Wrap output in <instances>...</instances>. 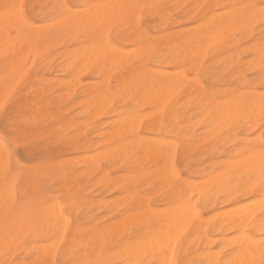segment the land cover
<instances>
[{
    "label": "bare ground",
    "instance_id": "6f19581e",
    "mask_svg": "<svg viewBox=\"0 0 264 264\" xmlns=\"http://www.w3.org/2000/svg\"><path fill=\"white\" fill-rule=\"evenodd\" d=\"M174 1L189 2L183 14L195 20V25L168 35L164 26L170 15L160 8L162 0H75L81 8L78 11L61 0L60 4L33 0L28 13L42 25L46 22L43 26L27 20L16 0H0V5H16L15 14L26 21L18 26L0 11V58L5 66L0 83L14 85L27 58L41 55L54 77L36 80L38 94L34 96L40 107L58 113L60 104L50 106L42 95L46 85L64 75L66 94L80 90L86 99L84 113L89 116L85 123L57 125L45 115L37 130L43 134L61 130L62 134L73 127L76 133L66 138V145L86 153L81 159L55 161L58 154L50 143L33 149L49 159L41 172L56 181L54 191L62 201L42 194L36 178L27 171L20 181L11 169L8 149L0 146V255L8 250L16 253V264L74 259L83 264H264V153L260 150L264 84L257 91L242 72L248 66L264 72V29L259 38L254 37L255 27L264 26V0H234L219 14L204 0ZM142 8L147 10L151 29L158 22L160 35L153 39L124 27L112 40L108 27L132 18L135 22ZM234 32L239 38L233 37ZM243 38L254 43L247 45L249 50L238 51ZM222 42L234 52L220 62L221 71L209 73L211 82L215 87V82L235 80L238 86L216 88L221 92L209 95L183 71L165 70L183 67L184 60L199 59L204 49ZM51 47L64 48L57 54L56 66L49 54ZM246 53L251 59L243 62ZM84 73L101 81L81 86L78 77ZM113 74L116 85L111 87ZM183 90L189 96L186 103L170 107L169 101ZM34 104L23 101L8 118L19 120L27 129V145L34 131L29 125L38 119L33 115ZM146 107L154 110H148L152 117L144 124ZM104 117L109 120L106 126L99 124ZM91 121L96 125L88 129ZM198 125L206 129L208 138L218 139L208 160L189 159L205 141L196 134ZM88 131L92 137H86ZM180 146L184 148L180 159H189L183 168L185 177L174 166ZM222 156L225 159L219 160ZM119 171L122 175L113 177ZM78 177L92 191L85 192L76 183ZM96 189L101 193L96 194ZM109 195L120 196L113 204L105 199ZM198 202L203 203L204 212L198 211ZM93 210H107L112 219L99 226L102 218L98 216L85 226ZM242 233L248 239H238ZM181 240L184 248L178 254Z\"/></svg>",
    "mask_w": 264,
    "mask_h": 264
},
{
    "label": "rangeland",
    "instance_id": "374dc122",
    "mask_svg": "<svg viewBox=\"0 0 264 264\" xmlns=\"http://www.w3.org/2000/svg\"><path fill=\"white\" fill-rule=\"evenodd\" d=\"M16 1L18 3V7H20L22 10L23 16L27 20L35 23L36 25L37 24L41 25V26L46 25V22L45 23L43 22V25H42V23L39 20H37L36 18L29 15V13H28L29 8H30L31 2L33 0H16ZM59 1L60 0H45V2H47V3L52 2V3H56V4H60L61 2H66L72 10H77V11L81 10V8L78 7V4L75 3V0H61V2H59ZM162 1L163 2H160V8H162L166 13H169V15H170V20H168V22L166 23V26H164L165 28L167 27L165 29L166 34L172 35V34L178 32V30L179 31H185L186 29L191 28L195 25V22H194L195 20L190 21L189 19H185L184 14H183L186 7H188L189 2H186V1L185 2H177L174 0H162ZM204 1L207 2L208 5L214 6V11H213L214 14H219L222 11L223 7L228 6V5H233V2H234V0H217V1L216 0H204ZM44 11H46V9ZM146 14H147L146 8H142L136 13L137 19L135 20V22L132 18V19H129L127 21V23L124 21L117 22V23H114L112 26L108 27V32H109L112 40H115L116 35L119 32V30H121L124 27L129 28V33L137 31L139 33H142L143 35L150 36L151 38L156 39L160 35L157 32V30H158L157 23L158 22L157 23L154 22L153 24L156 23L155 24L156 27L154 25L153 26L154 29H151L146 23ZM179 14H180V17L178 16ZM142 24H144V25H142ZM261 26L262 25H257L255 27L254 37L255 36L257 38L260 37V34H261L262 30L264 29V26H262V27ZM169 30H171V31L169 32ZM238 36H239L238 32L233 33V37L235 39H237L236 37H238ZM261 39L264 40V37ZM168 41H169V43H173L171 37H168ZM252 43H254V42L251 38H243L239 42V47L237 49H238V51H240L239 48H241V51H247L250 48V47L248 48V46H251ZM218 45H220L221 47L218 48ZM222 48L224 50L220 51V49H222ZM131 49L133 50L134 47H125V50H127V51L131 50ZM63 51H64V48H61V47L60 48H56V47L50 48L49 54L52 56V58L54 57L53 61H52L54 66H56L59 63V60L57 59V54H60ZM204 51H203L204 53L201 54L203 56L199 57V59L195 58V57H193V58L190 57V58L184 60L183 67H178V68L167 67L165 70L169 71V72H176V70L177 71H179V70L183 71L190 80H192V79H193V81L195 80L194 82H197L202 87L203 91L209 95H214L218 92H221V90H224V88H226L229 84H232L233 86H238L237 82L235 80H232L231 82H227V83L215 82V87H214L213 86L214 83L211 82V79L209 76V73L211 71L218 72V71L222 70V63L220 64V62H222L227 55L233 53L234 49L228 48L226 43L224 44L222 42V43L213 44V45L209 46L207 49H204ZM212 53L213 54L215 53L214 55L216 57L214 55H213L214 57H211ZM29 57L30 58L32 57L33 59L32 58L30 59ZM29 57L27 58V60L23 64V66L26 69L24 70L23 66H22L23 69L21 68V73H23V74H21L22 76H21L20 80L18 81V79H17V81L15 80V82H14L16 84V85L14 84L15 86L12 84L0 83V98H3V96H4L3 94H6L4 92H6L7 90L10 93V94H8V92H7L8 96L6 94V97L1 99V101L2 100L3 101L0 103V109H1L0 110V136L3 137V132H4L3 124H4V122L6 120H9L8 118L10 117V114L14 112L16 107H19L23 101L29 102V103L35 102V104H34L35 107L33 108L35 110V112H33V115H34V118H38V119H34L31 122V123H36L35 125L31 124V123L29 125L30 130H34L32 132L33 137H32V139H30L29 145H27L25 141H23V142H17L16 140L10 141L11 150L9 152V156H10L11 169L14 173L19 175L20 181L25 178L24 172L25 171L29 172L31 175H33L36 178L37 185H38L42 194L47 195V196H51V197L58 196V199L60 198L59 201H62L60 195H57L54 191V189L56 187V185H54V184H56V181L53 178H51L50 176L45 175L41 172V167L43 165H45L49 161V159L47 158L46 154H37V152H35L33 149L36 148L37 146H41V145H45V144L50 143L51 147L54 146L53 150L55 151V153L58 154V156L54 159L55 161L60 160V159H64L67 157L68 158L69 157L77 158L78 156H79L78 159H81L82 157L86 156V153L74 151L66 145V142H67L66 138L70 137L76 133V131L74 130L73 127L69 128L67 131H65V133L63 132L62 134H61V130H59V131L55 130L54 132H52L50 134H43L41 132L37 133V130L41 129V126L43 123L42 119L46 116H49L51 119H53L57 125H63V124L68 123V122H71L72 125L77 124V123H85L89 119V116L84 113V104H85L84 100H86V99L81 96L80 90L75 92V93H72L70 95L66 94V88L62 87L63 86L62 83L67 80V77L64 75H60L57 77L58 81L53 82L52 84L46 85L44 87L45 91L43 92V95H42L44 100L48 103V105L55 106L57 104H60L59 106L57 105L59 111L57 114L55 113V109H49L48 111H44V109L42 107H40V104H39L38 100L36 99V96L38 94V92L36 91V89H38V84L36 83V80L40 79L41 77H44L46 80L50 81L53 79L54 75L51 74V72H49L48 67H46V62L44 61V59L42 58L41 55L29 56ZM193 59H195V60H193ZM245 59H246V61H244ZM250 59H251V57L249 54H247V53L244 54L243 62H247ZM212 60H214V61L216 60V62H214ZM152 61H153V59L151 56L149 59V63ZM29 62H31V63H29ZM28 63H29V66H27ZM215 68H217V69H215ZM4 72H5V66L3 65V58H0V75L3 74ZM242 72L244 73L245 76H247V77L250 76V78L246 77V79L250 84H252V86L255 87V89L257 91L262 90L261 84H264V80H263L264 72H260L256 68H253L251 66L244 67L242 69ZM251 77H253V78H251ZM114 78H115V75L113 74L111 76V80H110V86L111 87H114L116 85ZM78 80L80 81V84L82 83L81 86L91 84V82L101 81L100 78H95L90 73H84V74L80 75L78 77ZM207 80H209V81H207ZM60 81H62V82H60ZM210 84H211V86H210ZM218 84H220V85H218ZM57 85H59V86H57ZM10 86L11 87L14 86L13 89ZM220 87H221L220 91L216 89V88L220 89ZM25 88H26V90H24ZM31 89H33V90L31 91ZM46 90L48 91L47 93H45ZM34 95H36V96H34ZM73 97H75V98L73 99ZM188 98H189V96L186 94V90H183L176 97L172 98L169 101V106L170 107H172V106L181 107L182 105H184L186 103V100H188ZM40 108H41V110H40ZM145 109H144L145 111L144 110L142 111L143 115L146 114V111H147V114L145 115L146 118H144V124L148 123L149 119L152 117V115H150V114L154 110L153 108H150V107H146ZM148 110L152 111V112L150 113ZM147 115L149 117H147ZM1 119H2V121H1ZM101 120L102 121H100L99 124H104V126H106L107 122L109 121L105 117L102 118ZM104 121H106V122H104ZM75 122H77V123H75ZM95 125L96 124L93 123L92 121L89 122L88 123V129L93 128ZM196 134L197 135L199 134L200 140L205 138V141L202 142V144H199L196 146V148L194 149V151L190 155L189 159L198 160L197 158H199V160H208L209 155H210L209 154L210 149L216 144L218 139H216L217 137L208 138V133H207L206 129L200 125H198L196 127ZM263 134H264V131H263ZM36 135H38L37 139L35 138ZM59 135H61V136H59ZM92 135H93L92 132L88 131L86 137L89 138V137H92ZM22 145H23V147H22ZM29 147H32V149L29 150L28 149ZM64 149L65 150L67 149V150L65 151ZM180 149L183 150L184 148H182V146L179 147V150H178L177 155H176L175 160H174V166H175V169L182 172L183 177H185V173L183 171L184 170L183 168H184L185 164L188 163L189 159H186L184 161L180 159L181 152H182ZM223 150H224L223 148H220V151H223ZM193 157H195V158H193ZM221 159L223 160V159H225V157L222 156L221 158H219V160H221ZM217 161H218V159H217ZM19 165H21V166H19ZM121 173H122V171H119L117 174H114L115 176L113 175V177H116V176L118 177V176L122 175ZM76 183L82 185L85 192L89 193L90 191H92V190H90L89 185L87 183H85V180L82 177H78L76 179ZM51 186H52V190H51ZM88 190H89V192H88ZM99 193H101V191L99 189H96V194H99ZM112 196L113 197H111L109 195L105 199L109 200V202L114 204V202H112V200H114L116 197H119L120 195H112ZM97 199H99V197H97ZM107 210H105V212H103L102 210H99L96 212L93 210V211L89 212L88 213V222H86L88 225L85 223V226H89L90 225L89 220L94 221L95 219L98 218V216H99L98 219L102 218L101 221L99 220L100 222L98 221L99 226H102L107 220H111L112 217L108 214ZM198 211L204 212V207H203L202 202H198ZM90 214H91V216H90ZM105 214L106 215L108 214L107 215L108 217L105 216ZM108 218H110V219H108ZM79 219H80V217L76 218V220H79ZM75 225H76V221L74 220L72 223V226L74 227ZM183 245H184V240L179 241L178 248H177L178 254L182 253V250L184 248ZM110 251H111L110 248H107L105 250L106 253H109ZM15 254L16 253H12L9 250L4 252L3 254L0 255V264H1V262L4 264H16L18 259H17Z\"/></svg>",
    "mask_w": 264,
    "mask_h": 264
},
{
    "label": "snow or ice",
    "instance_id": "6c2138e0",
    "mask_svg": "<svg viewBox=\"0 0 264 264\" xmlns=\"http://www.w3.org/2000/svg\"><path fill=\"white\" fill-rule=\"evenodd\" d=\"M16 7L17 6L14 4L5 3L3 5H0V11L3 12L5 17L14 19L15 23L18 26H22L23 24L26 23V21L22 16L15 14ZM246 7H255V6H246ZM261 15L264 16V5L261 6ZM3 129H4L3 140H0V146L5 147L6 149L9 150V152L11 150L10 141L16 140L17 142H23L27 134V129L24 128L21 122L17 119L6 120L3 124ZM236 147H242V145L237 144ZM260 150L262 153H264V140H262L261 142ZM261 219L264 220V217H262ZM238 239L246 240L248 239V236L246 233L238 234ZM56 264H83V262L75 259L71 261L58 260L56 261ZM90 264H92V262H90Z\"/></svg>",
    "mask_w": 264,
    "mask_h": 264
}]
</instances>
